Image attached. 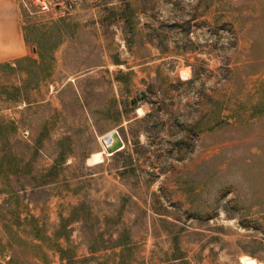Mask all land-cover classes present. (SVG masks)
I'll return each mask as SVG.
<instances>
[{"label": "rangeland", "instance_id": "1", "mask_svg": "<svg viewBox=\"0 0 264 264\" xmlns=\"http://www.w3.org/2000/svg\"><path fill=\"white\" fill-rule=\"evenodd\" d=\"M17 1L0 264H264V0Z\"/></svg>", "mask_w": 264, "mask_h": 264}, {"label": "crops", "instance_id": "2", "mask_svg": "<svg viewBox=\"0 0 264 264\" xmlns=\"http://www.w3.org/2000/svg\"><path fill=\"white\" fill-rule=\"evenodd\" d=\"M27 52L18 1L0 0V64H12Z\"/></svg>", "mask_w": 264, "mask_h": 264}, {"label": "water", "instance_id": "3", "mask_svg": "<svg viewBox=\"0 0 264 264\" xmlns=\"http://www.w3.org/2000/svg\"><path fill=\"white\" fill-rule=\"evenodd\" d=\"M102 142L105 145V150L108 155H113L124 146L122 137L119 132L115 130L103 137Z\"/></svg>", "mask_w": 264, "mask_h": 264}, {"label": "bare ground", "instance_id": "4", "mask_svg": "<svg viewBox=\"0 0 264 264\" xmlns=\"http://www.w3.org/2000/svg\"><path fill=\"white\" fill-rule=\"evenodd\" d=\"M138 113H142V109L141 108H138L137 109ZM89 163H92V160L90 159ZM246 264H257L256 261H248Z\"/></svg>", "mask_w": 264, "mask_h": 264}, {"label": "trees", "instance_id": "5", "mask_svg": "<svg viewBox=\"0 0 264 264\" xmlns=\"http://www.w3.org/2000/svg\"><path fill=\"white\" fill-rule=\"evenodd\" d=\"M41 54V53H40ZM21 59H23V58H21ZM21 59H18V60H16L14 63H16V62H18V61H20ZM11 63H5V64H0V66H4V65H10Z\"/></svg>", "mask_w": 264, "mask_h": 264}]
</instances>
